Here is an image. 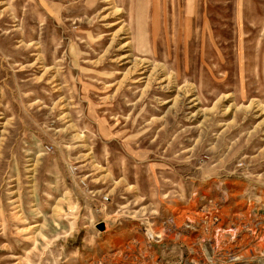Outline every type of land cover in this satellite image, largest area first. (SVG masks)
<instances>
[{
	"label": "rangeland",
	"instance_id": "rangeland-1",
	"mask_svg": "<svg viewBox=\"0 0 264 264\" xmlns=\"http://www.w3.org/2000/svg\"><path fill=\"white\" fill-rule=\"evenodd\" d=\"M179 262L264 264V0H0V264Z\"/></svg>",
	"mask_w": 264,
	"mask_h": 264
},
{
	"label": "bare ground",
	"instance_id": "bare-ground-1",
	"mask_svg": "<svg viewBox=\"0 0 264 264\" xmlns=\"http://www.w3.org/2000/svg\"><path fill=\"white\" fill-rule=\"evenodd\" d=\"M144 67H142L141 69H143ZM146 70V69H145ZM141 73H144V71H141Z\"/></svg>",
	"mask_w": 264,
	"mask_h": 264
},
{
	"label": "built area",
	"instance_id": "built-area-1",
	"mask_svg": "<svg viewBox=\"0 0 264 264\" xmlns=\"http://www.w3.org/2000/svg\"><path fill=\"white\" fill-rule=\"evenodd\" d=\"M176 264H182L181 262H179V263H176Z\"/></svg>",
	"mask_w": 264,
	"mask_h": 264
}]
</instances>
